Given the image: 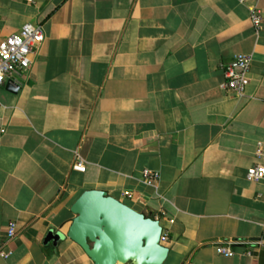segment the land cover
I'll use <instances>...</instances> for the list:
<instances>
[{
	"label": "crops",
	"instance_id": "1",
	"mask_svg": "<svg viewBox=\"0 0 264 264\" xmlns=\"http://www.w3.org/2000/svg\"><path fill=\"white\" fill-rule=\"evenodd\" d=\"M244 1L0 0V44L27 24L46 36L18 92L0 87V264H94L67 237L87 191L159 221L164 264H264V248L215 249L264 239V180H247L264 166V0ZM240 54L244 98L223 89Z\"/></svg>",
	"mask_w": 264,
	"mask_h": 264
},
{
	"label": "water",
	"instance_id": "2",
	"mask_svg": "<svg viewBox=\"0 0 264 264\" xmlns=\"http://www.w3.org/2000/svg\"><path fill=\"white\" fill-rule=\"evenodd\" d=\"M13 93L18 88L11 89ZM76 215L67 237L94 264H164L169 249L161 242L160 222L147 218L102 191H87L72 208ZM50 235L47 242L62 240Z\"/></svg>",
	"mask_w": 264,
	"mask_h": 264
},
{
	"label": "built area",
	"instance_id": "3",
	"mask_svg": "<svg viewBox=\"0 0 264 264\" xmlns=\"http://www.w3.org/2000/svg\"><path fill=\"white\" fill-rule=\"evenodd\" d=\"M27 3L33 4L35 0H26ZM245 1L240 0L243 4ZM252 22L256 29L262 26V17L260 11L253 10L251 15ZM45 31L42 25H25L17 34H14L0 44V87L8 82L13 88L20 85V79L23 74L27 73L32 66V57L35 56L40 47L45 41ZM252 57L240 54L235 56L230 63L224 65V85L223 89L233 94L238 98L246 96L247 89L250 85V71L252 66ZM2 104L0 102V110ZM5 134V130L1 131ZM263 153L262 145L258 146L257 156L260 157ZM72 170L79 173H84L85 163L78 157L75 161ZM145 183L147 185H154L159 182L160 175L156 172L146 170L143 173ZM247 180L258 183L264 180V166L258 165L250 168L247 171ZM126 198L132 199L134 195L132 192H125L123 194ZM16 224L11 223L8 229V242L16 236ZM168 241V234L163 232L161 242L164 244ZM235 247L246 248V255L252 256L255 249L264 248V239L250 242L228 241L215 243V249L218 255L225 258L235 257ZM11 256L10 252L1 250L0 257L8 259Z\"/></svg>",
	"mask_w": 264,
	"mask_h": 264
}]
</instances>
